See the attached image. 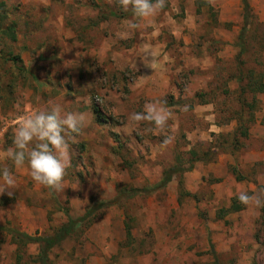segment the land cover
I'll use <instances>...</instances> for the list:
<instances>
[{
  "label": "rangeland",
  "instance_id": "obj_1",
  "mask_svg": "<svg viewBox=\"0 0 264 264\" xmlns=\"http://www.w3.org/2000/svg\"><path fill=\"white\" fill-rule=\"evenodd\" d=\"M250 8L240 56L242 0H166L134 31L118 0H0V153L26 113L51 103L84 116L60 192L0 156L16 179L0 225L49 235L62 208L80 217L116 199L49 263L264 264V203L231 211L240 191L264 201V0ZM156 100L173 113L165 134L129 119ZM37 253L18 262L0 231V264H38Z\"/></svg>",
  "mask_w": 264,
  "mask_h": 264
},
{
  "label": "clouds",
  "instance_id": "obj_2",
  "mask_svg": "<svg viewBox=\"0 0 264 264\" xmlns=\"http://www.w3.org/2000/svg\"><path fill=\"white\" fill-rule=\"evenodd\" d=\"M124 11H131L132 20L127 24L128 31L138 30L142 22L155 18L166 6V0H118ZM19 108V105H17ZM183 111H188L185 105ZM173 113L166 101H152L144 105L140 112H132L129 119L136 123L147 122L161 134L168 130V122ZM84 116L78 112H68L60 104H51L45 110L32 111L19 117L13 130V147L0 156L10 160L16 168L28 169L36 184L56 192L63 190V180L72 166L70 141L74 142L81 133ZM173 137L165 135L163 144L171 143ZM16 187V179L7 168L0 169V194L7 191L11 197ZM238 201L244 205L255 202L261 206L264 201L259 195H249L245 191L237 194Z\"/></svg>",
  "mask_w": 264,
  "mask_h": 264
},
{
  "label": "trees",
  "instance_id": "obj_3",
  "mask_svg": "<svg viewBox=\"0 0 264 264\" xmlns=\"http://www.w3.org/2000/svg\"><path fill=\"white\" fill-rule=\"evenodd\" d=\"M251 0H242L243 9L245 14V27L242 32V36L240 37L239 46L241 48V55L246 52V44H245V34L247 32V27L250 23L251 17V8H250ZM254 78V77H253ZM257 88H252L253 92L263 94L264 93V80L262 78L258 80ZM98 113V112H96ZM99 119H101L99 115ZM171 174H167L164 180L161 182L160 186L165 187L171 181ZM138 191H133L132 194L135 196ZM130 195V194H124ZM118 200L112 201H101L95 202L91 207L88 208L86 213L80 217H74L70 213L69 208H62L61 212L65 216V222L59 226L52 234L49 235H29L25 232H21L14 228H11L7 225H0V231L6 233L11 236V240L13 244L17 246L18 251V262H22L23 255L22 252L31 246L37 247V256L36 261L38 264H50V255L56 249L61 247L65 242H67L71 237L75 236L80 230L83 228L89 227L92 225L94 220L96 219L98 213L103 211L104 209L115 205ZM244 204L240 203L238 199H235L231 206V211L238 212L242 209ZM129 230V228H128ZM130 234V233H129Z\"/></svg>",
  "mask_w": 264,
  "mask_h": 264
},
{
  "label": "crops",
  "instance_id": "obj_4",
  "mask_svg": "<svg viewBox=\"0 0 264 264\" xmlns=\"http://www.w3.org/2000/svg\"><path fill=\"white\" fill-rule=\"evenodd\" d=\"M70 33L71 34H74V32H71L70 31ZM75 47H76V45H72V44H67V49H68V51H72L73 49H75ZM70 57H72V59H75V57H74V55H72V56H70ZM76 60V59H75ZM63 65L65 66V62H63ZM71 75L74 77V78H76L77 76H79L80 75V73L79 72H77V75L75 76V74L74 73H71Z\"/></svg>",
  "mask_w": 264,
  "mask_h": 264
}]
</instances>
